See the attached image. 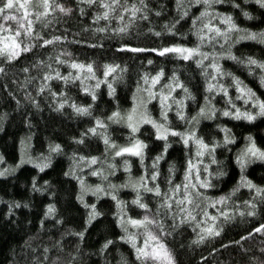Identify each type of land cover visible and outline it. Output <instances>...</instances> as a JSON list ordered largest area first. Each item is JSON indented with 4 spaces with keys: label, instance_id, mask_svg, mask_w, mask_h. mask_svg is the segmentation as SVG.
I'll use <instances>...</instances> for the list:
<instances>
[{
    "label": "snow or ice",
    "instance_id": "snow-or-ice-1",
    "mask_svg": "<svg viewBox=\"0 0 264 264\" xmlns=\"http://www.w3.org/2000/svg\"><path fill=\"white\" fill-rule=\"evenodd\" d=\"M230 3L235 9L241 7L237 0H230ZM255 3L264 9V0H255ZM217 4H220V0H175L172 17L163 21L159 31L156 27L145 29L155 37H163L165 33L171 34L172 42L162 41L155 47L146 48L139 41L132 40L131 34L138 21L151 23L153 14L159 18L164 11L165 6L162 4L153 7V0H78V3H73L72 0H0V72H6L11 65L19 63L21 57L32 56V60L25 59L19 69L26 74L20 88H28L32 81H38L32 91L24 93L37 108L41 106L37 97L46 93L56 110H62L66 105H70L74 114L92 117L91 103H77L63 88L56 91L51 82L63 81L67 85L79 81V91L86 95L90 94L92 101L98 99L97 90L106 85L108 96L115 99L116 84L125 78L128 71L127 64L122 65L115 59H104L101 63L98 59L89 58L87 53H73L63 43L70 39L67 29L63 30L62 35L48 33L49 28L61 31L60 28H55L57 22H62L65 14H71L77 8L81 15L85 14L86 8L89 9L91 21L95 25L84 26L85 29H91L93 37L75 41L82 47L103 48L105 38L110 37L116 45V51L128 50L140 54L150 51L162 57L173 56L182 59L188 64L194 62L199 69L203 77L205 94L203 103L191 116L186 111L188 105L185 102L195 100L196 94L189 84L181 79L180 69L183 66H174L168 71L166 66L161 64L155 71L142 69L139 72L130 107L122 109L117 101V106L107 117L95 116L94 121L81 131L79 136L72 137L77 144H83L88 136L99 137L105 145L104 153L107 154L102 161L105 167L95 168V165L101 162L100 156H86L80 152L69 153L72 164L64 174L74 176L79 183L76 199L87 209L85 224H90L96 217L102 215L95 203L89 204L85 200V194L93 193L97 199L100 196H110L117 207L113 216L116 217V223L122 231V235L117 239L127 241L136 261L140 264H180L179 255L168 243V237L173 236L181 225L191 228L193 233L191 243L198 245L219 237L225 230V225L238 217H255L258 212L264 213V183H257L245 175V169L252 161H264V147L256 142L251 133L247 134L245 143L234 157L240 169L239 179L225 192L215 196L208 194L209 190L215 188L213 178L226 174L216 157L217 146L219 144L227 146L236 140L226 124L216 126L224 132L223 140L213 138V142H209L197 132L196 126L202 117L211 119L217 114L218 107L212 103L211 97L216 93L223 94L225 106L219 109L221 116L248 121L264 117V97L240 76L226 71L220 63L222 57L238 61L247 68L250 75L258 78L260 86L264 88V58L255 55L239 57L232 51V45L239 40H255L264 44V29L253 31L243 28L237 23L233 12H222L214 6ZM194 5L201 6L200 11L195 14L192 11ZM242 13L245 17L251 16L247 8H243ZM187 17L191 18L188 31L178 32L177 27ZM113 21L118 22L117 26H112ZM189 33L195 40L191 43L181 42ZM96 35L99 36L98 40L95 38ZM117 35L121 39H116ZM58 44L61 46L56 47ZM217 46L221 50H217ZM49 47L54 48V51L47 52L45 59H41L40 56ZM144 63L150 67L154 65V60L149 57ZM63 66H67V72L61 71ZM33 71L36 72L35 76L31 75ZM227 77H230V82L225 79ZM3 87L8 88L9 85L5 84ZM232 88L235 89V97L231 95ZM177 90H181L180 95L176 94ZM240 100L243 101L242 105L237 103ZM152 102L159 104L158 117L152 113L150 108ZM19 103L17 100V104ZM170 110L175 111L176 119L184 121L186 127L172 126ZM25 122L31 125L27 118ZM110 123L126 125L128 131L125 143H118L111 138L108 132ZM145 124L151 125L157 142L163 141V147L152 156L151 164H148L146 159L149 154V141L139 135L141 126ZM30 136L29 133L28 137L21 139L20 159L15 165L0 167V176L15 171L25 161L43 170L52 163L54 154L64 151L61 143L50 141L46 153L31 156L26 152V149L31 147ZM176 137L179 139H175ZM173 142L182 143L186 153L183 175L179 181L174 179L176 174L174 161H168L166 175L161 164L166 160ZM126 155L139 159L143 169L139 176L131 175L132 163L124 158ZM116 158L123 160L122 167L129 175L123 184L105 183L108 177L121 167L116 164ZM4 160L5 156L0 154V161ZM210 165H215L217 170L212 171ZM88 168L94 169L91 175L102 178L100 183L89 184L83 175L78 174L82 169ZM162 176L163 182L160 179ZM44 184H48V181H44ZM32 187L33 190L44 191L43 187H39L36 176L32 177ZM122 187L134 190L135 195L131 203L142 209L143 215L133 216L128 213L127 202L118 195V190ZM242 188L248 189V198L234 199V194ZM146 193L152 195L155 201L154 209L145 202ZM21 203L10 201L8 213L18 209ZM57 215L54 203L45 205L41 226L46 223L44 217ZM168 218L171 219V225L167 223ZM62 220L60 217L56 223L61 224ZM170 228L172 231H169ZM69 232H74L75 237L81 239L85 235L83 230L73 229L62 233L61 240L55 241L61 252L65 250L63 237ZM257 232L264 234V216H261L260 222H256L251 232L245 231L239 240L243 241L245 236ZM112 243L111 238L106 239L99 251L104 252ZM78 247L79 245L77 250L68 253L63 264H76L79 259ZM49 248L50 246L45 244L42 253L34 250L30 260L25 264H61V257L51 256ZM212 251L215 252L216 249L213 248ZM199 260L204 261V256H200ZM117 264H129V258L121 255ZM259 264H264V259H261Z\"/></svg>",
    "mask_w": 264,
    "mask_h": 264
},
{
    "label": "trees",
    "instance_id": "trees-1",
    "mask_svg": "<svg viewBox=\"0 0 264 264\" xmlns=\"http://www.w3.org/2000/svg\"><path fill=\"white\" fill-rule=\"evenodd\" d=\"M78 3V0H72ZM241 5L239 9L233 8L230 0H220V4L214 5L220 11L233 12L237 23L243 28H249L253 31L264 29V9L255 3V0H237ZM164 5V11L157 18L153 14L151 23L148 21L137 22L131 34V39L144 44L146 48L155 47L160 42H172L171 34L165 33L163 37H155L153 33L146 32L149 27H156L159 31L164 20L172 17L175 0H153V7ZM201 6H193V14L200 11ZM247 8L251 13L250 17L243 16L242 9ZM191 18L187 17L177 27L178 32L188 31ZM103 24V22H102ZM101 24V26H102ZM118 22L113 21L112 26H117ZM85 25L95 27L91 21V11L85 9V14L81 15L78 8L71 14H65L63 21H58L55 28H60L57 32L54 28H49V34H64L67 29V35L70 39L66 42V46L75 54L87 53L89 58L98 59L101 63L104 59H115L120 64H127L128 71L125 78L116 84V98L113 99L107 94L106 85H102L97 90L98 99L92 101L90 94L79 91V81L71 84H65L63 81H54L52 87L56 91L63 88L68 95L77 101V103L93 105L92 117L74 114L70 105H66L62 110H56L54 103L50 101L47 94H41L37 97L40 107H36L29 101L24 93L32 91L38 84V81H32L30 87L20 88V84L24 83L23 72L19 69L23 65L24 60H32V56L21 57L19 63L11 65L6 72H0V154L5 156L4 161H0V167L5 165H15L21 156V139L30 136L31 147L26 149L27 154L36 156L37 153H46L49 142H59L64 146V151L53 155L52 163L40 170L33 163L25 161L20 164L15 171L10 172L6 176H0V264H25L30 260L32 252H43V245L50 246L51 256H60L61 264L69 252L73 250L79 251V259L76 264H117L121 255L129 258V264H140L136 261L135 255L131 250V246L127 241H120L117 238L122 235L120 227L116 223V217L113 212L117 211L115 201L110 196H100L99 199L93 193H86L85 200L89 203H95L97 209L102 213L96 217L90 224H85L87 217V209L77 199L79 191V183L74 176H66L64 173L69 170L72 164L71 152H80L86 156H100L101 162L95 165V168L105 167L102 163L104 156V143L99 137L88 136L83 144H77L72 140L73 136H79L81 131L85 130L97 115L107 117V115L117 106L119 101L120 107L128 108L131 106L132 92L136 84L137 76L142 69L155 71V68L161 64L166 66V70L171 71L174 66H183L181 70V79L185 80L189 87L196 94L195 100H188L186 111L191 116L203 103L204 83L203 77L199 69L194 64H188L182 59L173 56L162 57L158 53L150 51L140 54L128 50L116 51V45L110 37H106L103 48H85L75 43L80 39H89L94 33L91 29H85ZM97 40L99 36L95 37ZM116 39H121L117 35ZM195 37L189 33L183 37L181 42L191 43ZM61 45H56L59 47ZM217 50H221L217 46ZM226 50V49H224ZM54 51V48H46L45 53L40 56L45 59L47 52ZM232 51L236 56L244 57L247 55H255L264 58V44L255 40H239L232 45ZM39 52V49H37ZM151 57L154 60L153 66H146L145 61ZM83 58V56H81ZM47 63V61H46ZM220 63L226 71H231L240 76L245 83L254 88L258 94L264 97V88L259 84L257 77L250 75L247 68L238 61L229 57H222ZM62 72H67V66L61 68ZM102 74V73H101ZM31 75L35 76L33 71ZM230 82V77L225 78ZM95 83V81H90ZM9 85L4 88L3 85ZM231 95L235 97V89H230ZM177 95L181 94V90H177ZM68 98V97H65ZM17 100L20 101L17 104ZM212 103L218 107L217 114L211 119L202 117L197 132L200 136L205 137L209 142H213V138L223 140L224 132L217 128V125L226 124L235 135L236 140L227 146L219 144L216 149V157L222 164V170L226 173L222 177H214L213 184L215 188L209 190V195H218L230 189L240 176L239 166L235 162L237 150L245 143L247 134L255 138L256 142L264 147V117H257L253 121L244 119H235L233 117L221 116L219 109L225 106L223 94L216 93L211 97ZM243 104V101H237ZM152 113L159 116L158 102L150 104ZM31 121V125L25 122V119ZM170 120L172 126L183 128L186 127L184 121H178L174 110H170ZM128 129L124 124L110 123L108 132L111 138L118 143L126 142V133ZM142 139L149 141V154L146 157L148 164H151V158L157 151L163 147V141L157 142L152 131L151 125L145 124L141 126L139 133ZM175 139H179L176 137ZM194 150V149H193ZM125 159H129L132 163L131 175L139 176L143 169L140 166L137 157L126 155ZM186 159L185 148L182 143L173 142L166 155V160L162 161V170L167 174L168 161H174L176 164V174L174 179L179 181L183 175V162ZM117 165H121L112 175L108 177L105 183L123 184L128 177V173L122 167L123 160L116 158ZM212 171H216L215 165H210ZM93 168L82 169L78 174L83 175L89 184L100 183L102 178L91 175ZM107 171V169H105ZM245 175L255 180L257 183H264V161L254 160L245 169ZM36 176L39 187H43L44 191L33 190L32 177ZM161 181H164L162 176ZM48 181V184H44ZM120 199L127 202L128 213L133 216L143 215V210L131 203L135 192L132 188H120L118 190ZM249 191L242 188L238 193L234 194V199L243 200L248 198ZM10 201H21L18 209L12 213H8V203ZM145 202L149 203L151 208H155V201L151 194H145ZM54 203L58 215L52 217H44L46 223L41 226V218L45 211V205ZM7 213V214H6ZM264 213L258 212L255 217L237 218L235 221L228 222L225 230L219 237H216L203 244L193 245L191 237L193 235L191 228H185L183 225L175 231L173 236L168 237V243L179 255L180 264H259L264 259V234L252 233L251 236H245L243 241L239 238L244 236L245 231L251 232L256 226V222L261 221ZM62 217V223L57 224L56 221ZM167 223L171 225V219L168 218ZM69 229L75 231L83 230L85 235L81 239L75 237L74 232H69L63 237L65 250L61 252L55 245L56 240H61V234L68 232ZM169 231H172L170 228ZM111 238L113 243L100 252L99 249L106 239ZM239 241V243L237 242ZM231 242V243H229ZM216 251L213 252L212 249ZM204 256V261H200L199 257ZM256 259L253 260L252 258Z\"/></svg>",
    "mask_w": 264,
    "mask_h": 264
}]
</instances>
